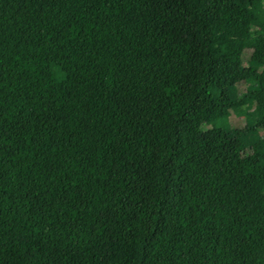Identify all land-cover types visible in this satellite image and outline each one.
<instances>
[{"label":"trees","instance_id":"16d2710c","mask_svg":"<svg viewBox=\"0 0 264 264\" xmlns=\"http://www.w3.org/2000/svg\"><path fill=\"white\" fill-rule=\"evenodd\" d=\"M0 264H264V0H0Z\"/></svg>","mask_w":264,"mask_h":264},{"label":"rangeland","instance_id":"374dc122","mask_svg":"<svg viewBox=\"0 0 264 264\" xmlns=\"http://www.w3.org/2000/svg\"><path fill=\"white\" fill-rule=\"evenodd\" d=\"M245 55V54H244ZM247 58H248V56H247ZM246 63V62H245ZM244 63V65H246ZM248 67V66H247ZM244 85H242V86H239L238 87V85L237 86H235V88L237 89V87H238V89H243L244 87L246 88V86H244ZM223 121L224 122H226L228 125L232 122V123H237V122H239L240 121V124L242 125L243 123H244V121H245V116L244 115H240V116H237L236 115V117H234L233 115H230V116H227L226 118H224V119H219L218 120V122H220V123H223ZM218 124V123H217ZM259 135V134H258ZM250 149H251V147H250ZM250 149H249V147H248V150L250 151Z\"/></svg>","mask_w":264,"mask_h":264}]
</instances>
